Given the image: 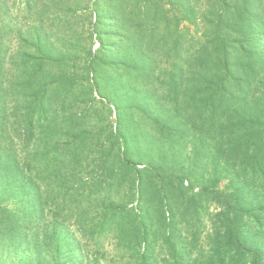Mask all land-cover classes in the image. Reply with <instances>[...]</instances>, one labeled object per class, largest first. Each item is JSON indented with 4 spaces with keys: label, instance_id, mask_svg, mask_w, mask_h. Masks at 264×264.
<instances>
[{
    "label": "trees",
    "instance_id": "1",
    "mask_svg": "<svg viewBox=\"0 0 264 264\" xmlns=\"http://www.w3.org/2000/svg\"><path fill=\"white\" fill-rule=\"evenodd\" d=\"M167 1L183 7L180 16L169 15L164 0L133 4L129 20L134 24L127 29L137 30V36L123 28L120 49L126 58L110 64L141 79L142 89L132 88L131 82L120 84L126 91L120 108L137 107L142 116L131 118L126 131L114 134L96 165L107 169L113 190L122 181L116 177L119 172L131 173L142 210L118 201L102 203L98 227L113 230L134 251V264H158L152 222L156 216L164 228L162 238L171 245L165 263L173 258V264H184V254L172 241L179 223L176 209L185 204L183 214L199 217L206 204L214 203L219 224L210 236L205 264H264V0H202L199 10L193 0ZM112 8L120 23L127 16L125 8ZM190 20L199 21L201 33L188 37L179 27ZM155 48L173 59L172 67L158 76L149 54ZM6 58L7 46L0 40V228L5 224L11 229L13 218L39 229L46 178L57 185L62 167H82L86 135L82 123L72 122L62 133L76 137L79 132L77 139L65 144L59 136L47 139L44 135L59 132L55 103L57 98L68 102L69 84H57L60 80H49L48 75L33 78L29 67L40 64L39 59L20 47L13 98L11 61ZM36 79L42 86L38 92ZM132 94L141 97L135 105ZM161 99L164 113L158 112ZM146 118L158 135L151 137L142 127ZM70 184L66 194L74 196L77 189ZM77 225L84 234L83 223ZM49 226L43 240L50 252L47 261L34 248L35 255H24L25 264H101L83 257L77 236L65 222L54 220ZM18 233L26 239L20 228Z\"/></svg>",
    "mask_w": 264,
    "mask_h": 264
},
{
    "label": "rangeland",
    "instance_id": "2",
    "mask_svg": "<svg viewBox=\"0 0 264 264\" xmlns=\"http://www.w3.org/2000/svg\"><path fill=\"white\" fill-rule=\"evenodd\" d=\"M134 2L135 0H0V40H4L7 46L6 62L11 61V97L14 98L16 90L13 80L15 55L20 47H24L32 57L39 59L40 64L43 62L42 73L40 64L29 67L33 78L48 75L49 80L58 78L60 83L57 84L66 82L70 87L68 102L57 98L55 103V121L60 127L58 134L52 131L49 136H44L47 139L59 136L63 144L77 139L79 132L76 137H64L62 133L72 122L82 123L80 130L86 135L81 155L82 167L77 170L62 167L57 185L51 182V178H46L44 191L47 199L39 229L35 224L21 225L13 218L11 229L5 224L1 226L0 264H25L24 255H35L34 248L40 250L42 261L46 262L50 252L43 240L54 220L65 222V226L77 236L79 252L86 260L97 259L101 264H134L131 261L134 251L123 244L113 230L98 227L102 218L98 208L110 200L141 212L142 208H139L133 194L132 174L119 172L116 177L122 181L113 190L108 185L107 169L96 166L114 141V134L126 131L131 118L138 119L142 116L137 107L128 111L120 108L121 99L126 96V91L120 84L131 82L132 88L136 86L135 88L142 89L145 86L140 84L141 79L138 82L126 69L110 64L126 58L123 54L126 52L120 49L122 34L125 33L123 28L137 36V30L127 29L133 22L129 17ZM169 2L164 0V10L169 15L176 12L180 16L183 7H173ZM193 2L199 10L202 0ZM114 5L125 8L127 16L120 23L115 19L112 8ZM179 30L188 37L195 36L201 33V25L196 20L182 21ZM162 34L164 33L157 36L160 38ZM156 50H153L154 54H149H152L155 76H158L172 67L173 59L167 56L166 51ZM37 81L36 79L35 83ZM38 84L34 87L36 92L42 87L41 83ZM138 95H130L134 105L141 98ZM161 103L158 112L164 113L167 109L163 99ZM143 122L145 124L142 127L149 131L151 137L158 135L156 125L150 119L146 118ZM118 145L117 142L116 146ZM96 180L102 184L94 185L92 182ZM69 184L73 185L74 190L77 189L74 196L66 194ZM87 185L91 188L88 189ZM185 209V204L181 203L176 209L179 223L176 237L172 241L176 250L184 254V264H205L210 254V236L214 233L215 225L219 224L213 216L217 206L214 203L206 204L199 217L183 214ZM77 221L83 223L84 234H81ZM152 222L158 238L154 254L158 258V264H166L164 259H168L171 245L164 241V228L156 216ZM18 224L21 226L18 227ZM19 228L25 232L26 239L20 237ZM173 261L172 258L170 264ZM80 264H85V261Z\"/></svg>",
    "mask_w": 264,
    "mask_h": 264
}]
</instances>
